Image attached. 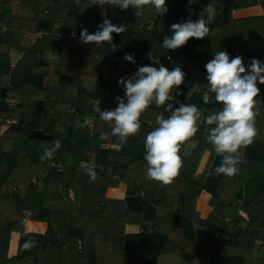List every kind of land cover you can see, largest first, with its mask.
Listing matches in <instances>:
<instances>
[{"label": "trees", "instance_id": "1", "mask_svg": "<svg viewBox=\"0 0 264 264\" xmlns=\"http://www.w3.org/2000/svg\"><path fill=\"white\" fill-rule=\"evenodd\" d=\"M47 4L51 6L50 2ZM258 4L264 8V0H165V14H158L154 5L149 4L136 15L137 10L131 6L121 10L108 4L100 7L57 3L50 11L42 0H0V47L9 50H21L26 33L50 30L55 23H61L65 32L81 33L87 29L94 33L110 11L112 23L126 28L120 35L113 33L112 39L124 52L108 54L104 44L97 47L94 43L85 45L57 37L49 46L43 42L46 36L31 50L24 51L14 68L9 67L7 60H0V127L7 128L0 135V247L7 248L12 233L18 234L15 255L0 264H157L158 259L167 255L178 257L180 264H264V249H257L253 243L256 239L264 241V85L257 84L260 94L255 98L258 135L250 146L241 149L242 163L233 177L213 172L222 157L206 140L205 129L210 126L204 124V119L221 110L222 105L215 102L213 93H209L211 101L203 103L204 85H181L164 106L153 103L141 115L137 134L119 149L102 147L114 146L118 140L111 136L109 123L99 117L91 132L84 126L81 133L75 134L77 122L83 123L92 112L91 101L104 69L110 72L104 110H114L116 97L124 98L118 80L131 77L140 66L150 65L131 53L162 61L171 55L186 62L193 72H206L205 64L217 51H226L230 59L249 55L251 60L255 58L264 64V32H258V28L246 32L250 44L243 52L237 46L217 41L225 27L214 25L223 24L232 10ZM208 6L225 9L210 17ZM189 17L193 21L203 18L208 35L202 40L190 39L174 51L164 49L162 42L165 36L172 35L171 25ZM45 49L59 50V60L40 63L37 52ZM126 54L132 55L135 64L128 62L123 70L117 62L108 66L109 57ZM6 72L9 74L3 78ZM190 75V71H185L184 78L189 80ZM11 91L14 125L6 123L8 107L4 103L5 94ZM41 93L44 96L40 97ZM15 96L20 97L17 105ZM54 103L64 107L55 110L66 116L51 110ZM181 103L197 105L201 113L197 121L199 131L181 145L179 175L163 186L146 178L145 137L157 126L158 115L165 119L171 115L166 110L168 104L175 108ZM31 120L35 121L34 128L52 136L51 141L57 139V132L68 135L69 158L55 152L54 166H50L48 161L41 162L40 154L39 159H31L29 167L35 168V174L28 178L18 172V165L21 153L32 156L27 143ZM43 120L48 125L41 124ZM102 133L109 135L101 139ZM193 142V153L185 159L181 152ZM205 155V165L197 174L199 160ZM91 158L98 177L94 182H90L85 171ZM13 176L14 184L16 179L24 185L18 193L12 189L14 184L8 186ZM121 184L126 187V195L139 200L140 212L129 209L124 199L106 196L107 189ZM202 192L210 195L212 209L204 220L195 209ZM17 209H37L35 219L46 223L45 232L25 233L23 216ZM127 226H137L139 231L126 232ZM26 241H34L35 246L24 249Z\"/></svg>", "mask_w": 264, "mask_h": 264}, {"label": "clouds", "instance_id": "2", "mask_svg": "<svg viewBox=\"0 0 264 264\" xmlns=\"http://www.w3.org/2000/svg\"><path fill=\"white\" fill-rule=\"evenodd\" d=\"M80 2L81 0H76L77 4ZM85 3L87 6L100 7L115 5L121 10L131 6L137 10L136 15L149 4L154 5L155 11L160 15L168 11L165 0H85ZM206 11L212 13L213 9L208 6ZM98 29L94 33L83 29L79 42L85 45L94 43L101 47L104 43H111L113 33L120 35L126 30L124 25H115L107 18L103 19ZM170 30L172 35L164 37L162 47L173 51L185 46L190 39L202 40L209 33L206 21L201 17L196 21L189 17L184 22L171 25ZM124 59L135 64L131 54H126ZM205 71L207 86L202 95L203 103L208 104L212 99L209 93H213L215 102L222 105L221 110L204 119V124L210 126L205 129L206 140L212 145V150L222 157L220 165L213 172L217 176L233 177L239 171L238 165L242 163L241 149L250 146L258 135L255 126L258 101L255 98L260 94L257 84L264 85V64L254 58L246 68L241 56L230 59L226 51H217L205 64ZM184 76L185 73L179 66L169 70L162 64L158 68L143 65L131 77L118 80V84L124 88V98L116 97L117 107L114 110L101 111L98 107L99 118L109 123L111 136L118 140L114 147H121L129 137L137 134L141 127V115L153 103L157 107L164 106L171 94L183 84ZM166 110L171 115L167 119L158 115L157 126L147 133L144 142L146 178L163 186L171 184L179 175L182 167L179 155L181 145L199 131L197 121L201 119L200 110L195 104L181 103L175 108L168 104ZM92 125L91 118H85L82 124L77 122L78 127ZM108 135L102 133L100 138L106 139ZM60 147V141H55L53 148L44 150L40 156L41 162L52 159L54 152ZM85 171L90 182L98 178L94 163L86 165ZM34 246V241H26L23 247L29 249Z\"/></svg>", "mask_w": 264, "mask_h": 264}, {"label": "crops", "instance_id": "3", "mask_svg": "<svg viewBox=\"0 0 264 264\" xmlns=\"http://www.w3.org/2000/svg\"><path fill=\"white\" fill-rule=\"evenodd\" d=\"M47 2H50L51 6L48 5ZM42 3L44 5H46L45 8L48 9V10L50 9V11H52V9H54V7H55V5L57 3L66 4V5H78V6H85L86 5L85 0H81L80 4H77L76 0H57L56 2H52L51 0H42ZM224 9L225 8H223V7H213V12L210 13V17L213 16L214 13L215 14L222 13ZM228 14H227L228 16L226 17L227 20L224 19L223 24H219L218 25L217 22H214V25L217 26V27H226V26L228 27V26H231V28L235 29L237 32H245V33L248 32V33H250L255 28H258V32H260V33L264 32V8L260 4L255 5V6L242 8V9H235V10L230 11V13H228ZM61 27H63L61 25V23H55L50 30L41 29V30H38L37 32H34V33H32V32L26 33L25 36H24L23 42H22V46L20 48L21 50H9L7 48L0 47V49L3 48L0 51V60H4V61L7 60L10 63L9 67L12 68L13 66H15L14 64H16V62L23 56L24 51L31 50V48L35 46L36 42L42 40L43 37L52 36V37H57L61 41L74 42V41H70V40H67V39H62L60 37V35L68 34V33H71V32H76V33L80 34V32H78L76 30H72V31H69V32L62 31ZM4 30H5V28H4ZM40 31H45L47 34L45 36H43L41 39H38L37 38V33L40 32ZM256 34H258V33H256ZM76 42L79 43V41H76ZM62 48H63V46H62ZM14 51L16 53H14ZM107 52H108V54H110L109 51H108V46H107ZM137 53H139V52L131 53V54L132 55L136 54L134 56H136V57H138L140 59H144L146 62L148 61L146 57L141 56L140 53H139L140 55H137ZM60 54L61 53H59V50H58V52L55 51V50H49V51L48 50H43L42 53L40 51L37 52V57H38L40 63H46V62L47 63H56V61L59 60ZM114 62H117L119 67L122 70L126 69V67L128 66V62L124 59V57H119V58L115 57V60L113 62H110V59H109L108 60V66L110 67ZM147 63L150 64L149 62H147ZM150 65H153V64H150ZM107 70L108 69H104L103 71H107ZM190 72H191V75H192L193 71H191V69H190ZM8 74L9 73H7V72L4 73L2 75L3 78L8 76ZM191 75H190V79H191ZM107 80H108V78H107ZM122 90H123V94L125 96V91H124L123 86H122ZM19 101H20V97L15 96L16 105L19 103ZM99 107H100V109H104V100L102 101L101 104H99ZM90 117H94L93 111L91 112L89 118ZM98 117L99 116H96L95 119L98 118ZM15 123H16V121H15ZM34 123H35L34 120H31V122L28 123V126L31 127V129H30L29 133L27 134L28 135L27 143H28V146H29L32 154L36 153V155H38V154L40 155V150L37 151L38 148L36 149V147H40V145H41V143H37V140H39V139L32 138V137L29 136L30 133H32L33 131H36V130L37 131H42L41 129L34 128V126H33ZM41 124L48 125L47 122H45L44 120L42 121ZM6 129L7 128L5 126H1L0 127V135L4 131H6ZM46 135L50 136L51 140H52V136L51 135H49V134H46ZM51 140H47V141H51ZM42 141H45V140H42ZM194 144H195V142L190 144V146H192L191 149L189 147H185L184 150L181 152V154L185 157V159H189V157L193 153ZM102 147L103 148L119 149L117 147H114V146H111V145H106V144L103 145ZM56 152H58V151H56ZM204 158L206 159L207 155H205V157H202L201 160L203 161ZM204 165H205V161H204L203 167H204ZM53 166H54V164H53ZM199 166H198V169L200 168ZM18 172L21 173L20 170H18ZM197 173H198V171H197ZM120 186H122V188H123L122 192H121V196H107V195L106 196L109 197V198H114V199L115 198L116 199L117 198L118 199H125L126 197H128V195H126V187L124 185H120ZM118 188H116V189H118ZM12 189L15 190V191L17 190L14 186H13ZM21 189H22V187H21ZM109 190H110V188L108 189V191ZM111 190H115V189L111 188ZM106 193H107V190H106ZM201 197H202L203 200L210 199V195L206 194L205 192H202L197 200H199ZM195 209H196L197 212L200 213L199 209H197V205L195 206ZM211 210L212 209L209 206V200H208L207 206H206V216L200 214V218L202 220H204L209 215ZM17 213H19L20 215L23 216L22 222L24 223V226H25V233L43 234L45 232L46 227H47L46 223L42 222V221H38V220L35 219L36 213H37V209H33L32 211H21V210L17 209ZM26 220H29V222H26ZM138 231H139V228L137 226H127L126 227V232H129V233L132 232L133 233V232H138ZM14 237H15V239L13 240ZM17 240H18V234L17 233H12V235L10 237V240H9V243H8V247L7 248L0 247V263L9 260L10 258H12L15 255L16 250H17Z\"/></svg>", "mask_w": 264, "mask_h": 264}, {"label": "rangeland", "instance_id": "4", "mask_svg": "<svg viewBox=\"0 0 264 264\" xmlns=\"http://www.w3.org/2000/svg\"><path fill=\"white\" fill-rule=\"evenodd\" d=\"M223 31H224L223 34L220 36L221 39H223V40L217 38V41H222L225 44H229V45L231 44V45L237 46V49H240V50H243V52H246V51H244V49H248L249 48V44H250L248 41H246V34L247 33L245 34V32H237L235 29L231 28V26H228V27L226 26ZM55 40H56V38H53L52 36H48V37H46L43 40V42L44 43H49L50 44L49 46H51L53 43H55ZM45 50L49 51V50H52V49H45ZM14 53H16V52L14 51ZM241 57L243 59V63L245 65V67L247 68V66L249 65V63L251 61L250 56L249 55H243ZM13 68H14V66H13ZM102 72H101V74H102ZM106 72H107V78H108V76L110 75V72H108V70ZM76 92H77V89H76ZM42 96H44L43 93L40 94V97H42ZM56 108H64V107H62L61 104H58V103H54V104L51 105V110L52 111H56L55 110ZM101 110L104 111V109H101ZM58 114L66 116L63 111H60V113H58ZM52 116H55V114L52 115ZM44 118L47 119V115H45ZM80 124H82V123L80 122ZM58 129H59V131H60V129H62L61 125H59V124L57 125V130ZM81 130H82V127H78L77 125L75 126V134L76 135L81 133ZM58 133L59 132H57V137H56L57 139L55 141H57V140L60 141L61 147L59 149H57L56 151H58V153L61 152L65 156V158H69L68 154L66 153V149H68V148H66V141L68 140V138H67L68 135H65V134H62V133L58 134ZM55 141H47V142L43 141V143L40 145V147H36V149L38 148L37 151L40 150V154L43 155L45 149H51V148L54 147V142ZM190 144L187 147H189L191 149L192 146H190ZM39 156L40 155L39 154L36 155V153H33L32 156L31 155L27 156V154L25 152L20 154L18 170L21 171L20 174L23 177H28L29 178L30 175H34L35 174V168L32 167V166L29 167V163H30L31 159H34V158L35 159H39ZM204 159H203V161L201 159L199 160V165H200L199 167L200 168L198 169V173L200 171H202L203 164H204V161H205ZM45 161H48L50 166H53V158L52 159H46L43 162H45ZM60 170L61 169H59V171ZM64 170L69 172L68 168H66V169L64 168ZM13 184H14V176L10 178L8 186L11 187ZM22 186L24 187L23 183H21L20 181H17L15 179L14 187L17 190L16 191L13 190L14 193H18L21 190ZM122 189H123L122 186H119V188L115 189V190H111V188H110V190L108 191V189H107V193L108 194L106 193V195L107 196H121ZM208 200H203L202 197H201L199 200L196 201L197 209H199L201 215H205L206 216V206H207ZM14 239H15V237L13 238V240ZM259 250H261V249H259ZM180 262H181V260L178 257H176L174 255H168V256H165L163 258L158 259L157 264H180Z\"/></svg>", "mask_w": 264, "mask_h": 264}, {"label": "built area", "instance_id": "5", "mask_svg": "<svg viewBox=\"0 0 264 264\" xmlns=\"http://www.w3.org/2000/svg\"><path fill=\"white\" fill-rule=\"evenodd\" d=\"M112 11H110V14L107 16V19H109L111 22H113V18H112ZM47 33L45 31H40L37 33V38L41 39L43 36H45ZM60 37L62 39H67L70 41H79L80 40V34L76 33V32H71L68 34H63L60 35ZM105 45L108 46V51L109 53H116V52H124L125 50L123 48L117 47L114 43L113 40L111 41V43H104ZM137 55H140L139 53H137ZM148 62L150 64L156 65L157 67H159L161 64L168 68L169 70H172L173 68L179 66L181 67V69L183 70V72L185 73V71H190L189 67L185 65L184 62L176 60L174 57H172L171 55H167L165 60L162 61L160 59H156L153 58L151 56L146 57ZM110 62H113L115 60V57L113 56V58H109ZM100 81L98 83L97 86V91H96V96L92 99L91 103H92V111L94 113V117H90L93 120V125L92 126H87L88 130L91 132L94 126V121H95V117L99 116V111H98V107L99 104L102 103L103 98L105 96V94L107 93V91L109 90V83L107 82V72L103 71L102 74L100 75ZM183 86H188V85H192L193 87L197 86V85H202V84H198L196 82H194L193 80L189 79H185L184 78V82L182 84ZM206 86V85H204ZM11 88V87H8ZM206 90V87H205ZM12 96H13V91L11 92H7L4 96V103L7 105L8 107V112H7V116L8 118L6 119V123L8 125H12L15 123L14 119L12 118V113H11V108H13L15 106V103L12 101ZM100 108V107H99ZM101 110V109H100ZM102 111V110H101ZM94 163L93 159H90L88 161V166H91ZM254 245L257 247V249H264V241L262 240H254L253 241Z\"/></svg>", "mask_w": 264, "mask_h": 264}, {"label": "water", "instance_id": "6", "mask_svg": "<svg viewBox=\"0 0 264 264\" xmlns=\"http://www.w3.org/2000/svg\"><path fill=\"white\" fill-rule=\"evenodd\" d=\"M206 72H193L191 75V79L199 84L207 85V81L205 80ZM32 138H36L39 140H51V137L44 134L42 131H33L29 135ZM126 206L136 212H140L142 210L139 200L136 197L128 196L124 199Z\"/></svg>", "mask_w": 264, "mask_h": 264}]
</instances>
